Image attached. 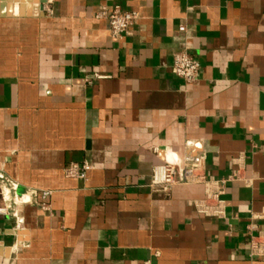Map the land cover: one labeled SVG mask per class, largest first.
<instances>
[{"label":"crops","instance_id":"crops-1","mask_svg":"<svg viewBox=\"0 0 264 264\" xmlns=\"http://www.w3.org/2000/svg\"><path fill=\"white\" fill-rule=\"evenodd\" d=\"M35 1L0 4V174L26 200L0 215V264H264V0ZM115 7L139 15L122 39L97 18ZM200 156L211 182L239 174L222 219L195 210L204 186L150 187Z\"/></svg>","mask_w":264,"mask_h":264},{"label":"built area","instance_id":"built-area-1","mask_svg":"<svg viewBox=\"0 0 264 264\" xmlns=\"http://www.w3.org/2000/svg\"><path fill=\"white\" fill-rule=\"evenodd\" d=\"M98 19L107 21L109 33L114 39H122L128 34L130 29L137 23L139 15L127 12L120 7H115L112 11L104 8L97 14ZM183 32L184 28L181 27ZM173 74L184 81L188 86L198 82L200 76V63L188 51H180L174 56L172 67ZM93 167L88 162L81 164L73 163L65 168L64 173L67 178L86 180L87 174ZM239 180V174L232 175L226 180L211 182L206 177L205 158H185L177 164L168 163L153 168L150 187L164 193L170 192L177 186L200 185L205 187L206 194L203 198L193 201V206L198 214L208 218L222 219L225 217V202L221 199L223 189L229 182ZM18 186L5 175L0 174V195L6 206L0 208V215H6L11 211L12 205L25 204V196L19 195ZM50 192L42 193L40 207L48 209V199ZM16 221L19 218L13 213ZM250 245L252 253L264 258V237L261 235L251 236Z\"/></svg>","mask_w":264,"mask_h":264},{"label":"water","instance_id":"water-1","mask_svg":"<svg viewBox=\"0 0 264 264\" xmlns=\"http://www.w3.org/2000/svg\"><path fill=\"white\" fill-rule=\"evenodd\" d=\"M37 4L41 5V9L43 8V5L46 3H50V0H37L35 1ZM14 3L17 4V0H0V4L2 5V8H6L7 10V17H12L13 16V11H14ZM28 3L31 4L33 3V0H28Z\"/></svg>","mask_w":264,"mask_h":264}]
</instances>
